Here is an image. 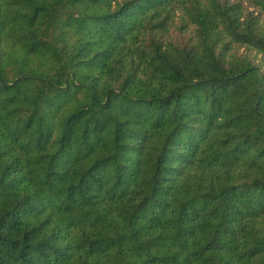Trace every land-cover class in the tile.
<instances>
[{
	"label": "trees",
	"instance_id": "obj_1",
	"mask_svg": "<svg viewBox=\"0 0 264 264\" xmlns=\"http://www.w3.org/2000/svg\"><path fill=\"white\" fill-rule=\"evenodd\" d=\"M0 264H264V0H0Z\"/></svg>",
	"mask_w": 264,
	"mask_h": 264
}]
</instances>
